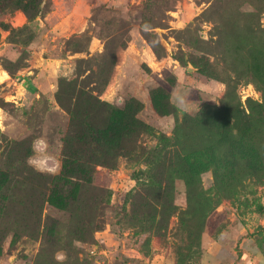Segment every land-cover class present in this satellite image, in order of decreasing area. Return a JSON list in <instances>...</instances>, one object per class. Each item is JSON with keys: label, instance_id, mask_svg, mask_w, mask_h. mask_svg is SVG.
<instances>
[{"label": "rangeland", "instance_id": "rangeland-1", "mask_svg": "<svg viewBox=\"0 0 264 264\" xmlns=\"http://www.w3.org/2000/svg\"><path fill=\"white\" fill-rule=\"evenodd\" d=\"M11 1L0 264H264V0Z\"/></svg>", "mask_w": 264, "mask_h": 264}, {"label": "clouds", "instance_id": "clouds-1", "mask_svg": "<svg viewBox=\"0 0 264 264\" xmlns=\"http://www.w3.org/2000/svg\"><path fill=\"white\" fill-rule=\"evenodd\" d=\"M185 96L186 92L180 87L173 91V100L177 103V107L181 111L191 113L193 109L190 104L184 100Z\"/></svg>", "mask_w": 264, "mask_h": 264}, {"label": "trees", "instance_id": "trees-1", "mask_svg": "<svg viewBox=\"0 0 264 264\" xmlns=\"http://www.w3.org/2000/svg\"><path fill=\"white\" fill-rule=\"evenodd\" d=\"M12 2L13 1L11 0H0V12L10 7ZM17 3L30 15V11L27 9V4L23 0H18Z\"/></svg>", "mask_w": 264, "mask_h": 264}, {"label": "water", "instance_id": "water-1", "mask_svg": "<svg viewBox=\"0 0 264 264\" xmlns=\"http://www.w3.org/2000/svg\"><path fill=\"white\" fill-rule=\"evenodd\" d=\"M193 68H194V67L190 66L188 69H189V70H192Z\"/></svg>", "mask_w": 264, "mask_h": 264}]
</instances>
